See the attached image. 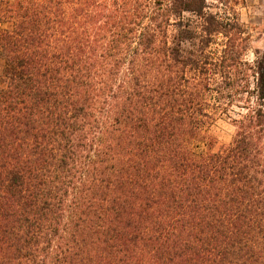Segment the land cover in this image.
Segmentation results:
<instances>
[{"label":"trees","instance_id":"trees-1","mask_svg":"<svg viewBox=\"0 0 264 264\" xmlns=\"http://www.w3.org/2000/svg\"><path fill=\"white\" fill-rule=\"evenodd\" d=\"M240 2L0 0V264H264Z\"/></svg>","mask_w":264,"mask_h":264},{"label":"rangeland","instance_id":"rangeland-1","mask_svg":"<svg viewBox=\"0 0 264 264\" xmlns=\"http://www.w3.org/2000/svg\"><path fill=\"white\" fill-rule=\"evenodd\" d=\"M210 6L208 10L211 12L221 11L215 5L216 0H206ZM235 9L239 16V20L244 26L248 34V49L246 52V59L252 61L255 59V52L259 55L264 54V0H242L235 5ZM172 33L174 30L172 29ZM173 35V34H172ZM182 48L188 50L193 47L192 41H183ZM3 67V60L0 54V77ZM238 112V108H233ZM231 116H235L232 113ZM234 127L229 118H219L211 129L212 135L217 140V145L227 144L230 141Z\"/></svg>","mask_w":264,"mask_h":264}]
</instances>
